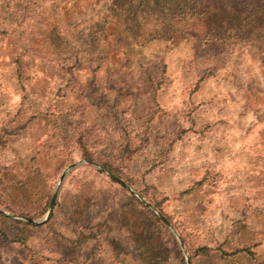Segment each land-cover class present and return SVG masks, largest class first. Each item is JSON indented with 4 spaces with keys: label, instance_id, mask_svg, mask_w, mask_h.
Masks as SVG:
<instances>
[{
    "label": "rangeland",
    "instance_id": "rangeland-1",
    "mask_svg": "<svg viewBox=\"0 0 264 264\" xmlns=\"http://www.w3.org/2000/svg\"><path fill=\"white\" fill-rule=\"evenodd\" d=\"M246 1L0 0V264H144L126 210L162 223L147 264H264V20ZM228 2L239 23L211 16ZM79 160L130 190L88 164L58 184ZM55 188L45 221L19 218Z\"/></svg>",
    "mask_w": 264,
    "mask_h": 264
},
{
    "label": "trees",
    "instance_id": "trees-1",
    "mask_svg": "<svg viewBox=\"0 0 264 264\" xmlns=\"http://www.w3.org/2000/svg\"><path fill=\"white\" fill-rule=\"evenodd\" d=\"M246 4L250 7L249 14L255 15L253 16L255 19H263L264 20V0H247ZM218 11H214V14L222 15L223 17H227L229 14V21L233 23H239L240 16L242 15V12H238L232 2H228L227 5L223 8L220 6L217 7ZM228 10V11H225ZM251 26V25H250ZM250 26L241 25L236 27L239 31H246V29ZM262 25H258L254 28L255 29H262ZM216 30V28H211ZM250 29V28H249ZM86 159H89L88 157H85ZM139 203V202H138ZM140 204V203H139ZM1 205V202H0ZM146 214L140 213V212H132L130 210H126L123 212L122 220L124 221V224H126L130 230L131 234L133 236L134 240V248L136 249L139 257L144 262V264H147L149 262V258L151 255V249L147 243V240H150V238H154L155 233V226L154 223H160L162 224L159 219H157L152 212L149 210L145 211ZM30 218V217H29ZM159 221V222H158ZM202 250V249H201Z\"/></svg>",
    "mask_w": 264,
    "mask_h": 264
},
{
    "label": "water",
    "instance_id": "water-1",
    "mask_svg": "<svg viewBox=\"0 0 264 264\" xmlns=\"http://www.w3.org/2000/svg\"><path fill=\"white\" fill-rule=\"evenodd\" d=\"M80 164H88V165H91V166H94V167H97L101 170H103L110 178L114 179L117 183H119L120 185H122L123 187L129 189L128 185L126 183H124V181H122L119 177L115 176L114 174H112L111 172H109L108 170H106L105 168H103L101 165L93 162V161H84V160H79V161H76V162H73L71 164H69L65 169L64 171L62 172V174L59 176L58 178V184L59 182L63 179V176H64V173L68 170H70L71 168L77 166V165H80ZM130 190V189H129ZM56 193H57V188H55L54 192L52 193L51 195V198L49 200V203H48V207H47V211L44 215V217L40 218V219H37V220H34L32 218H29V217H26V216H21L19 217L20 219L24 220L25 222L29 223V224H33V225H36V224H40L42 223L43 221H45L47 219V217L49 216V213L51 211V208L53 206V203H54V200H55V197H56ZM145 205H147L150 209H152L157 215L158 217L163 221V223L165 225H167L168 227H170V224L169 222L157 211H155L153 209L152 206H150V204L148 202H146L144 199H142L140 196H137ZM0 213H4L1 209H0ZM181 246V245H180ZM185 261H186V264H189L188 263V260L187 258L185 257Z\"/></svg>",
    "mask_w": 264,
    "mask_h": 264
}]
</instances>
